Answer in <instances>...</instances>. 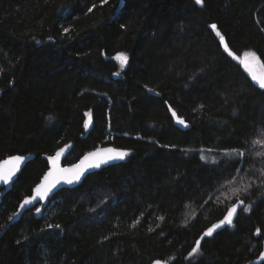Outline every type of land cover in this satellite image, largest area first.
Wrapping results in <instances>:
<instances>
[{
    "label": "trees",
    "instance_id": "16d2710c",
    "mask_svg": "<svg viewBox=\"0 0 264 264\" xmlns=\"http://www.w3.org/2000/svg\"><path fill=\"white\" fill-rule=\"evenodd\" d=\"M217 30L236 55L255 52L264 63V0H0V160L34 155L0 201V264H245L258 256L264 157L255 153L264 147L252 141L264 138V89L222 51ZM118 53L128 57L123 69L111 59ZM68 144L63 165L100 146L128 155L11 222L47 158ZM228 149H244L246 162ZM241 177L254 181L239 193L250 211L204 237L236 202L230 189ZM197 240L200 254L189 259Z\"/></svg>",
    "mask_w": 264,
    "mask_h": 264
},
{
    "label": "snow or ice",
    "instance_id": "6c2138e0",
    "mask_svg": "<svg viewBox=\"0 0 264 264\" xmlns=\"http://www.w3.org/2000/svg\"><path fill=\"white\" fill-rule=\"evenodd\" d=\"M101 3H107V0H101ZM195 3L197 5H203L204 0H195ZM95 5H93V8ZM92 11V8L89 9V12ZM210 28L213 30L217 29L216 24H211ZM69 31L68 28L64 29V32L67 33ZM216 35L219 37V40L221 44H223L224 51L228 53L229 56L234 57L237 59L240 64L244 66V68L249 72L251 75V78L253 81H256L259 85L260 89H264V63L260 62V58L257 56L255 52H249L245 51L243 53V56L236 55L235 52H233L230 48L228 43L225 40V37L223 34H221L218 30L216 31ZM116 59L120 61L121 66L123 67L125 64H127L128 57L120 53L116 56ZM257 69H260L258 72ZM115 75H119V73H115ZM149 91H154V89H149ZM167 103V101H165ZM169 111L171 112L172 117L176 118V123L183 125L187 127V124L185 120L179 116H177V113L175 110L172 109L171 105H169ZM84 127L88 128V123H85ZM260 136L264 137V130H261ZM247 143V142H246ZM253 145H260L264 147V138H257L252 141ZM69 146H65L64 148H60L59 151L56 152L55 156L49 157V160L52 164V168L45 174L43 177V180L40 184H38L35 188V195L32 197L25 198L23 202L19 205V208L21 210L25 209L27 205L34 204L35 201L40 200L43 201L45 198L49 196L50 193L53 192V189H56L57 185L63 183L67 184H73L75 182L80 181L81 177L84 175L87 169L89 168H98L101 164L107 163L111 160H123L127 155L128 152L126 151H120L115 148H106L103 150H98L96 152L88 153L83 157V159L77 163L73 164L71 167H60V160L62 157L65 156L66 148ZM211 151V150H209ZM225 156L228 157H239L241 158L238 163H244L246 161L243 160V157L245 156V150L244 149H228L224 150L223 153ZM258 157H264V151H258L255 153ZM25 157L22 155H16L12 156L9 159L3 161L2 164H0V183L8 184L12 178L16 175V172L19 170L20 165L25 161ZM201 159H206V157L202 154ZM215 162V161H214ZM230 167L235 168V163L230 165ZM242 168H237V173L241 172ZM227 171V169H225ZM261 176H264V169L261 170ZM241 186L240 187H233L230 189L233 196L236 197V202L232 204L231 207L227 208L226 214L224 217L219 220L217 223L213 224L211 227H209L203 234L204 237H210L213 235L214 232H216L217 229L222 228L225 225L228 226H234L233 221L234 217L237 215L238 209H241L244 213H248L252 207L251 204H244L243 200L239 199V193L244 192L247 193L248 190L252 187V184L254 181L251 182H243L244 178L241 177ZM235 177L232 178V180H229L228 183H234ZM261 184L264 185V180L261 181ZM41 211L40 208H36V212L39 213ZM18 213H13L12 216H9V220H13L15 216H17ZM190 215L195 216V213H191ZM160 220H163L164 217H159ZM135 224H133V227ZM49 228L56 227L59 228L60 225H48ZM260 229H256V234H260ZM105 239H108V237H105ZM203 239V237H201ZM200 240H197L195 242V247L191 249V252H189V255L187 258H192L196 255L200 254ZM261 258L264 259V252L260 254ZM152 264H167V261H163L161 259H156L152 262Z\"/></svg>",
    "mask_w": 264,
    "mask_h": 264
},
{
    "label": "water",
    "instance_id": "95a60500",
    "mask_svg": "<svg viewBox=\"0 0 264 264\" xmlns=\"http://www.w3.org/2000/svg\"><path fill=\"white\" fill-rule=\"evenodd\" d=\"M219 44H220V47H221L222 51H223L224 53L228 54L227 52L224 51L223 44H221L220 40H219ZM236 60H237V59H236ZM239 63H240V62H239ZM240 65L243 66L242 64H240ZM255 82H256V81H255ZM256 83H257V82H256ZM257 85H258V84H257ZM258 86H259V85H258ZM171 116H172V115H171ZM177 116H178V115H177ZM172 119H173L174 124H175L177 127H179L180 129H187V128L189 127L187 123H186V124H187V127H185V126H183V125H180V124L176 123V118H175V117H172ZM85 123H88V128H90V125H91V117H90V116H87ZM65 146H66V145H65ZM65 146H63V147H61V148H64ZM67 146H69V147L66 148L65 156L62 157L61 160H60V162H59L60 167H71L73 164H77V163H79V162L83 159V157H84L85 155H87L88 153L96 152V151H98V150H103V149H106V148H115V147H113V146H111V145H108V146H100V147H97V148H95V149H92V150H90V151L84 153V154H83V155H82V156H81L76 162H74V163H72V164H68V165H63L62 162H63L64 158L66 157V155L68 154L71 145L68 144ZM115 149H118V150H120V151H126V150H122V149H119V148H115ZM57 151H59V149H58ZM57 151H56V152H57ZM56 152H55L53 155L49 156V157H53V156H55ZM126 152H127V151H126ZM12 156H16V155H12ZM12 156H7V157L3 158L2 160H0V164H2L3 161L9 159V158L12 157ZM22 156H24L26 159H25V161L20 165L19 170L16 172V175L12 178V180H11L8 184L0 183V201H1L2 197H3V196H4L9 190H11V187H12V184H13L14 180H15V179L17 178V176L20 174V172L22 171V169L24 168V166H25L29 161H31V160L34 158V155H33V154H26V155H22ZM49 157L47 158V160H48V169L45 171V173H44L43 176L41 177L40 181L36 184V186H37L38 184L41 183V181L43 180V177L45 176V174H46V173L52 168V164H51V162H50V160H49ZM124 159H125V158H124ZM124 159H123V160H124ZM123 160H119V159H117V160H111V161H108L107 163L101 164L100 167H98V168H95V167H93V168H89V169L86 170V172L84 173V175L81 177L80 181L75 182V183H73V184H67V183H63V182H62L61 184L57 185L56 189H53V192L50 193L49 196H48L47 198H45V200L40 201V200L37 199V201H35L34 204L27 205V206L25 207V209L21 210V209L19 208V205L23 202V200H24L25 198L32 197V196L35 195V191H34L35 188H36V186H35V187L33 188L32 192H31V194H30L29 196L25 197V198L20 202V204L18 205V208H17V210H16V212H15V213H18V215L15 216V217L13 218V220H11V222L17 220V219H18V218H19V217H20L25 211H27V210L30 209V208L37 207V208H40L41 211H42V209H43L42 207H43V205L46 203V201H47L48 199H50V198H51L56 192H58L59 190H62V189H65V188H68V189L75 188V187H77V186H79V185L81 184V182L83 181V179H84L88 174H91V173L96 172V171H98V170H100V169H103V168H107V167H109V166H111V165L118 164V163L122 162ZM40 206H41V207H40ZM241 209H242V206H241ZM241 209H238L237 212H239ZM41 211H40V212H41ZM40 212H39V213H40ZM39 213H37V214H39ZM225 226H227V225H225ZM225 226H223L222 228H224ZM222 228H220V229H222ZM217 230H219V229H217ZM262 252H264V237H263V241H262V248H261V251H260V253L258 254V256H257L255 259H253V260H251V261H249V262H247V263H245V264H261V263H263V262H264V259H262L261 256H260V254H261Z\"/></svg>",
    "mask_w": 264,
    "mask_h": 264
},
{
    "label": "rangeland",
    "instance_id": "374dc122",
    "mask_svg": "<svg viewBox=\"0 0 264 264\" xmlns=\"http://www.w3.org/2000/svg\"><path fill=\"white\" fill-rule=\"evenodd\" d=\"M118 54H120V53H118ZM118 54H116L115 56H113L111 59L114 60V61L118 64L119 69H123V68L126 67L127 64H125L123 67L121 66L120 61L116 59V56H117ZM243 67H244V66H243ZM245 70H246V69H245ZM257 71L259 72L260 69H257ZM246 72L249 74V72H248L247 70H246ZM249 75H250V74H249ZM250 76H251V75H250ZM40 207H41V206H40Z\"/></svg>",
    "mask_w": 264,
    "mask_h": 264
},
{
    "label": "bare ground",
    "instance_id": "6f19581e",
    "mask_svg": "<svg viewBox=\"0 0 264 264\" xmlns=\"http://www.w3.org/2000/svg\"><path fill=\"white\" fill-rule=\"evenodd\" d=\"M67 189V188H66ZM255 259V258H254Z\"/></svg>",
    "mask_w": 264,
    "mask_h": 264
}]
</instances>
